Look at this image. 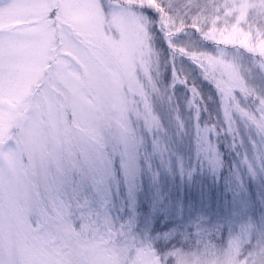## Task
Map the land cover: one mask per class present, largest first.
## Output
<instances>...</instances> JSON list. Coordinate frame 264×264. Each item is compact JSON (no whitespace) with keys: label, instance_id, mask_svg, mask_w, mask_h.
<instances>
[{"label":"snow or ice","instance_id":"snow-or-ice-1","mask_svg":"<svg viewBox=\"0 0 264 264\" xmlns=\"http://www.w3.org/2000/svg\"><path fill=\"white\" fill-rule=\"evenodd\" d=\"M117 10L120 50L62 92L44 80L48 40L0 22V264H264V195L249 192L264 193V35L237 38L245 21L199 0Z\"/></svg>","mask_w":264,"mask_h":264},{"label":"rangeland","instance_id":"rangeland-1","mask_svg":"<svg viewBox=\"0 0 264 264\" xmlns=\"http://www.w3.org/2000/svg\"><path fill=\"white\" fill-rule=\"evenodd\" d=\"M124 3L125 0H4L0 4V22L6 29L15 25L13 34L20 40L31 41L34 45L41 39L48 40L49 66L44 71V80L49 88L62 92L95 67L107 66L113 54L120 50L121 32L127 21L117 9ZM199 3L209 9V19L219 14L222 21L225 18L245 21L243 26L230 23L237 38L264 35V6L260 5V0H240L235 12L233 6L225 7V0H214L218 12L212 11L211 0H199ZM249 27L251 31L245 32L244 29ZM177 43L187 41L181 39ZM155 46L158 49L166 47L159 36ZM36 51L35 46L30 49L33 54ZM164 75L166 78L168 74ZM204 87L207 89L208 86L205 84ZM204 185L203 193L215 200V205L207 210L223 213L226 210L222 207L223 185H213L211 177ZM254 188H257L255 183H250L249 192L255 198L264 195L258 189L254 193ZM201 193L200 187L180 184L179 191L173 195H178L184 204L201 208L207 204V201H201ZM231 198L232 193H227L226 200Z\"/></svg>","mask_w":264,"mask_h":264},{"label":"trees","instance_id":"trees-1","mask_svg":"<svg viewBox=\"0 0 264 264\" xmlns=\"http://www.w3.org/2000/svg\"><path fill=\"white\" fill-rule=\"evenodd\" d=\"M221 147L223 148V145H222ZM207 186L211 187L210 184H208ZM207 186H206V187H207ZM203 187H205V185H204ZM253 191H254V193L257 192V188H254ZM252 195H253V194H252ZM188 197H190V196H188ZM253 197H254V195H253ZM254 198H255V197H254ZM223 203H224V202H223ZM223 203H222V207H223ZM143 208H144V210H147V209H148V204L145 203V204L143 205Z\"/></svg>","mask_w":264,"mask_h":264}]
</instances>
